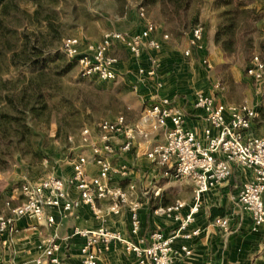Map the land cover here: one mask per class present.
<instances>
[{"label":"built area","instance_id":"obj_1","mask_svg":"<svg viewBox=\"0 0 264 264\" xmlns=\"http://www.w3.org/2000/svg\"><path fill=\"white\" fill-rule=\"evenodd\" d=\"M139 22L135 31L108 29L97 41L87 43V52H79V39L70 36L63 40L62 51L68 57H75L84 76H96L100 79H115L116 65L119 60L111 53L116 44H123L130 55L137 60V72L155 77L158 67L157 52L162 49L163 42L156 37L158 26L146 13L142 4L138 5ZM203 27L195 24L190 29L188 47L183 54L188 56L194 48L202 47ZM163 40L169 39V33L162 32ZM149 51L148 63L140 60L141 54ZM203 64L208 65L207 56L202 57ZM264 61L253 54L246 72L256 82L263 77ZM158 80L157 85L162 86ZM219 87V83L214 84ZM194 105L203 112L205 126L202 136L184 125V111L167 95H159L143 108L139 119L134 123L126 121L124 114L114 119H101L93 124L79 127V141L91 151V156L80 152L71 159L72 173L69 177L48 175L40 181L24 180L18 187L17 197L20 202L13 204L8 198L0 211V233H14L16 221L23 217L35 219L38 223L52 224L55 213L47 209H55L62 216L74 214L81 203L90 206L98 219L92 230L74 227L73 233L83 237L80 253L83 264H99L98 246L104 250L110 248L113 241L121 242L126 250L131 251L138 264L149 261L153 264H180L179 259L191 255L189 240L201 231V227L193 224L200 211L203 194L232 177L234 166L250 170L252 176L242 181L230 199L241 208L246 209L251 217V229L257 230L264 222V134L254 135L250 128L258 110L244 100L225 103L216 100L213 94L195 91ZM165 127L163 140L148 144L145 155L152 161L167 167L169 176L193 179L192 201L184 211L186 202L181 198L167 205L154 208L158 215L170 217L176 227L171 230L154 229L143 238L133 240L125 238L119 230L106 225V213H120L127 204L129 211V228L132 235L140 231L139 203L130 199L132 184L122 186L112 183L111 174L124 177L129 165L124 162L114 165L109 155L115 151L112 138L121 136L120 150L128 151L133 140L143 129L155 131ZM73 142L74 134L67 136ZM95 162L97 171L89 175L87 165ZM74 185L78 189V197L71 198L66 186ZM102 201H107L105 206ZM212 224L227 232L228 216H215ZM42 254L34 259L36 264L46 260L50 264H60L57 252L60 247L54 237L45 241Z\"/></svg>","mask_w":264,"mask_h":264},{"label":"crops","instance_id":"obj_2","mask_svg":"<svg viewBox=\"0 0 264 264\" xmlns=\"http://www.w3.org/2000/svg\"><path fill=\"white\" fill-rule=\"evenodd\" d=\"M137 17H139L138 14ZM133 18V21H135L136 16ZM137 25L138 23L133 24L126 31H135ZM215 31L216 25H212L207 32L203 28L202 47L194 48L188 56L183 54L184 49L188 47V39L177 45L169 42L168 39L163 40L161 34L156 31L155 35L163 42V45L162 49L156 53L159 61L155 77L137 72V62L129 63L133 69L135 68L136 72L133 87L138 89L139 93L148 102L150 101L149 104L159 95L169 96L183 109L184 125L187 128L194 129L199 137L202 136L205 120L202 110L194 105L195 91L208 92L213 94L217 101L228 103L222 98L218 87L214 85L215 83H212L208 74L209 68L225 61L222 51L213 40ZM149 54V51L142 52L140 60L147 64ZM205 55L209 59L208 65L202 62V57ZM229 68L231 74H233V80L239 81L241 74L238 69L233 65H229ZM124 69L125 66H122V61H118L116 65L117 74L122 73ZM125 70H128L129 74L134 72L131 69ZM158 80L163 83L161 87L157 85ZM119 114H124L128 122L125 112ZM262 120L258 111L257 116L251 122V133L254 135L264 134V122L260 123ZM78 129L77 132L72 131L69 133L74 134V139L73 142L69 143L68 148L60 145L55 147L40 146L47 157L42 158L41 163L43 166L39 173L33 174L30 168L28 170L24 168L23 170L27 163L20 159L16 163L17 167L15 166L5 176L7 181L4 190L5 198H11L13 204L20 202V198L17 197L18 187L24 180L40 181L41 178L48 175L69 177L72 173L71 159L74 154L83 152L87 156H91V151L80 144ZM164 132L165 127L155 131L145 128L136 135L132 149L124 152L120 150L121 136L112 138L115 151L109 155L110 161L114 165L124 162L129 165V171L124 177L115 173L111 174L112 183L124 187L129 184L133 185L129 194L131 200H136L139 203L138 211L141 228L138 235L131 234L127 204L122 206L120 213L107 212L105 216L106 225L109 228L119 230L125 238L137 240L141 237L144 239L143 243L148 241L147 237L154 229L161 228L168 231L176 227V223L170 217L163 214L158 215L153 210L160 205L170 204L164 202L161 198V184L152 185L151 187L147 184L150 177L169 176L165 173L167 170L165 165L150 160L144 153V149L148 144L157 142L152 139L154 137L151 134L162 133L164 137ZM96 171L97 165L91 161L87 165V173L91 175ZM232 174V177L226 182L210 188L209 191L203 194L200 211L196 214L193 222V224L201 227V231L199 234L194 235L192 239L179 240L188 243L192 249L191 255L179 259L180 264H264V222L257 230L251 229L249 212L230 199V195L237 191L242 181L249 179L252 174L250 170L239 166H234ZM191 181L194 186L193 179ZM66 190L71 198L78 197L76 186L67 185ZM192 195L188 199L181 198L186 202L184 211L191 204ZM106 204L107 201H102L103 206ZM2 210L7 212L4 207ZM47 210L55 213L56 220L52 224L38 223L35 219L26 216L16 221L14 233H0V264H36L34 259L42 254L45 241L51 236L54 237L60 247L57 252L60 264H83L80 253V244L83 237L74 234L73 228L79 226L83 229L92 230L98 224V219L91 211L90 206L81 203L74 210V214L68 216H62L55 209L48 208ZM212 211L217 214L213 216ZM215 216L229 217L230 227L227 232L212 224V219ZM110 245L108 250L98 246L99 264H138L135 255L126 250L121 242L113 241ZM41 264L50 263L44 260ZM144 264L153 263L147 261Z\"/></svg>","mask_w":264,"mask_h":264},{"label":"rangeland","instance_id":"obj_3","mask_svg":"<svg viewBox=\"0 0 264 264\" xmlns=\"http://www.w3.org/2000/svg\"><path fill=\"white\" fill-rule=\"evenodd\" d=\"M140 3L141 0H3L0 4V108L6 94L16 96L22 86L26 85V79L33 76L36 82L41 81L47 86L51 96L49 102L55 106L53 108L65 111L75 108L73 118L69 120V133L77 132L78 127L84 124L90 125L101 119L113 118L122 112L126 113L129 123L136 122L142 109L150 101L133 87L136 72L129 63H136L137 60H134L123 44L115 43L111 53L122 61L125 69L134 72L129 74L124 69L115 79L84 76L79 63H74L61 76L53 73L54 64L51 63L48 66L50 69L39 75L36 71L31 72L25 61L33 55V44H39L47 51L57 49L63 53L62 42L70 36L78 37L79 52L85 54L87 43L99 40L104 31L129 30L133 24L138 23L137 9ZM143 6L149 18L158 26L157 31L160 34L169 33L168 41L177 45L188 39L190 29L195 24L201 25L205 32L212 25H216L217 29L219 14L223 8L217 6L216 0H189L185 8H180L178 13L169 17L161 11L158 2ZM245 6L260 9L259 17L254 20L256 29L250 33L239 29L235 35L236 50L230 54H224L216 44L225 61L209 68L208 74L212 83H219L218 89L226 102L247 101L259 111L263 119L260 123H263L264 75L255 82L246 69L250 64V55L257 53L264 61V0H251ZM134 16L136 22L132 19ZM239 18L238 16L237 19ZM249 36L253 40L250 47L247 44ZM63 58L68 60L65 54ZM229 65L238 69L241 74L239 81L233 80ZM54 111L53 109L52 113L55 115ZM27 119L36 132L34 145L37 149L41 150L40 146L43 145L68 148L69 133L61 132L56 136L57 124L54 119L47 120L35 114H29ZM151 135L156 141L163 140L162 133ZM43 154L39 159L15 153L12 165L0 172V180L7 185L5 176L15 168L20 159L28 164L25 163L23 170L30 168L33 174L39 173L43 166L41 160L47 157L46 153ZM148 180L149 187L161 184V198L166 203H171L176 198L188 199L192 195L193 182L188 178L158 175Z\"/></svg>","mask_w":264,"mask_h":264},{"label":"trees","instance_id":"obj_4","mask_svg":"<svg viewBox=\"0 0 264 264\" xmlns=\"http://www.w3.org/2000/svg\"><path fill=\"white\" fill-rule=\"evenodd\" d=\"M3 0H0V4ZM251 0H216L217 6H222L220 11L217 29L214 33L213 40L222 49L224 54H230L236 50L235 35L239 29L245 33L253 32L256 29L254 20L259 17L258 8H248L247 5ZM158 2L160 9L167 16H173L178 13L180 8H185L189 0H141L142 5L153 4ZM168 9V10H167ZM238 16L240 17L239 19ZM253 43L251 36L247 38L248 47ZM30 58L25 61L31 72L36 71L42 75L50 69L49 64H54L53 73L61 76L66 74L76 62L75 57L63 58L64 52L54 49L47 51L43 46L37 44L31 45ZM252 58V55H250ZM250 58V60H251ZM263 60V59H262ZM26 85L16 93L6 94L4 103L0 108V172L6 171L12 164L15 153L22 157L29 156L41 159L44 156L41 150L34 145L36 132L28 122V115L35 114L47 120L54 119L57 124L56 136L61 132L69 133V120L73 118L75 108L70 111L58 110L50 101V94L47 86L41 81L36 82L33 76L28 77ZM53 109L55 110L52 113ZM0 180V211L7 200L4 195L6 186ZM217 213L212 211V215Z\"/></svg>","mask_w":264,"mask_h":264}]
</instances>
